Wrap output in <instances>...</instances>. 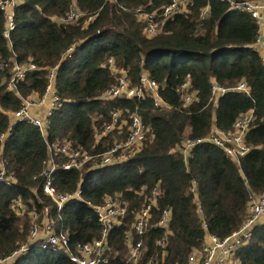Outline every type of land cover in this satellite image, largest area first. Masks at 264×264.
<instances>
[{"label": "trees", "instance_id": "1", "mask_svg": "<svg viewBox=\"0 0 264 264\" xmlns=\"http://www.w3.org/2000/svg\"><path fill=\"white\" fill-rule=\"evenodd\" d=\"M239 1L184 0V12L162 21L161 32L152 38L143 34L135 10L160 15L172 0H23L14 12L10 40L3 36L0 11V156L6 173L16 180L12 186L0 185V260L29 243L28 216H17L12 207L18 199L27 214L34 212L40 219L48 208L55 231L66 235L73 247L100 238L92 207L106 197H120L128 209L110 234L113 264H131L126 262L125 234L148 199L154 204L146 233L134 237L143 243L135 264H189L207 236L224 239L241 228L252 198L264 194V64L262 51L252 46L258 38L255 21L231 8V2ZM73 5L80 16L69 20ZM108 59L126 74L131 87L139 86L142 74L157 83L167 107L155 108L149 96L99 101L115 84L105 65ZM29 63L36 69L8 89L15 65ZM53 69L60 106L49 119L44 140L38 128L13 123L11 116L23 101L43 99ZM186 82L195 99L188 107L179 93ZM240 83L248 95L229 91L213 101V84L234 89ZM113 110L126 118L139 114L148 129L146 140L126 162L96 171L63 170L65 161L57 157L59 169L51 177L56 198L79 193V199L69 200L58 213L43 190L47 144H69L98 160L114 146L111 136L96 142ZM249 113L248 152L239 165L208 142L183 155L184 139L211 138L214 129L229 132ZM125 133L119 136L122 140ZM166 211V228L158 227ZM56 255L52 248L38 247L15 264H73ZM227 264H264V224L254 228Z\"/></svg>", "mask_w": 264, "mask_h": 264}, {"label": "built area", "instance_id": "2", "mask_svg": "<svg viewBox=\"0 0 264 264\" xmlns=\"http://www.w3.org/2000/svg\"><path fill=\"white\" fill-rule=\"evenodd\" d=\"M23 0H0V11L4 18V31L3 36L10 40V33L15 29L14 24V12L21 5ZM231 8L239 13L248 14L255 21L258 27L257 41L252 45L255 49L262 51L261 61L264 64V0H242L236 3L231 2ZM180 0H172L171 4L163 7L161 14L156 15H142L141 10H136L137 14H141L149 25L147 26L148 34H154L155 25L151 20L160 18L159 24L162 25V21L174 18L177 14L182 12L180 10ZM207 13V9L203 11V15ZM80 15L75 12H70L67 18L69 20L77 19ZM64 21V20H61ZM148 38H150L148 36ZM258 47V48H256ZM71 50V49H70ZM69 50V53L72 51ZM111 73V76L115 80V84L107 89L100 97L99 101L108 102L115 99H126L142 101L146 96L152 100L155 108L167 107L159 95V86L157 83L142 74L139 79V86L131 87L126 74L116 68L113 59H108L105 64ZM36 69L35 65L29 64H16L14 67V73L8 83V89H13L14 84L22 80L26 73ZM54 72L51 70L48 75L49 84L47 86L46 95L42 100H38L35 104L45 103V97L50 94L49 104L44 116H37L32 113L34 105L29 100H25L22 103V107L16 113L11 116L12 122L23 121L31 124L39 129L41 136L45 140L46 133L49 127V119L52 114L60 106V101L56 96V90L54 86ZM229 91L243 92L248 95V89L244 83H240L234 89H226L217 84H213L211 87V95L214 102L218 98L226 95ZM181 99L185 107L191 105L195 101L194 95L189 92V83L186 82L179 89ZM123 113L119 110H113L110 113L109 123H104L100 133L97 135L96 142L100 139L107 137L108 135H121L122 131L126 130L124 141L120 143H114V146L106 152L99 155V159L89 155L81 148L72 149L69 144H47L49 151V158L46 162V169L44 176L46 181L43 187L44 193L48 195L55 203L57 212L59 213L63 205L72 199H79V193H75L73 196L56 198L54 190L51 185V177L54 172L59 169L57 157L62 158L65 162L61 166L63 170H87L96 171L103 169L111 165H120L126 162L129 158L133 157L142 147L143 142L147 137V126L143 122L141 116L136 112L128 116V120L123 121ZM252 116L251 113L241 116L235 121L231 131L221 132L217 129L213 130L211 138L198 139L190 141L184 139L183 155L187 156L190 149L195 148L205 142L214 145L221 151H223L227 158L233 163L239 165L240 158H243L248 152V146L245 144V137L249 131ZM126 127V128H124ZM124 128V129H123ZM3 138V137H1ZM4 161L0 156V185L12 186L15 185L16 180L12 175H8L4 168ZM191 191L195 193V186L191 188ZM156 191L153 192L152 197L156 195ZM154 200L149 201V204L143 205V207L134 213L133 222L129 229L126 231L125 246L127 247V263L135 264L141 256V248L143 243L141 240L136 241L134 237L141 238L146 233L147 226L150 223V208L154 204ZM13 209L16 215H20L23 209V203L21 200H16L13 204ZM128 204L121 200L120 197H106L100 206L92 207V211L97 216L101 233L100 238L86 244H77L73 247L69 244V239L62 233H57L55 221L48 216V208L44 209V217L41 219L42 225L39 227L36 224L30 226L28 244L22 245L16 252L0 260V264H15L16 261L24 258L33 249L41 247L42 249L52 248L56 250V253L60 257L66 258L73 264H113L110 259L109 238L111 231L114 227H118L122 224L124 218L127 215ZM249 217L241 226V228L224 239H218L212 236H207L202 246V249L198 253H193L189 259V264H227L236 253V251L247 244L252 236V232L258 225L264 224V194L252 198L248 207ZM33 215H37L32 212ZM170 218V212H163L158 227L166 228L167 222ZM166 238H163L158 242L160 248H164Z\"/></svg>", "mask_w": 264, "mask_h": 264}, {"label": "rangeland", "instance_id": "3", "mask_svg": "<svg viewBox=\"0 0 264 264\" xmlns=\"http://www.w3.org/2000/svg\"><path fill=\"white\" fill-rule=\"evenodd\" d=\"M180 10L182 11V12H184V0H180ZM70 12H75V13H77V14H79V12H77V10H76V8H75V6L73 5V8L71 9V11ZM135 13H136V10H135ZM136 19L138 20V22H140L141 24L143 23V25H144V29H143V34L146 36V37H150V38H152V37H155L156 35H158L160 32H161V27H162V25L161 24H159V19L158 18H156V19H154V20H151V22H152V24L153 25H155V28H154V34H148V31H147V26L149 25V21H147V19H145L143 16H139L137 13H136ZM256 48H258V47H256ZM117 69H119L118 67H116ZM120 70V69H119ZM49 97H50V94H48L47 95V97H45V103H43V104H40V106H36L35 104L38 102V100L37 99H35V98H31V99H29V102L32 104V105H34V108H37V107H39V108H41L40 109V111H38L40 114H44L46 111H47V109H46V105L48 104V101H49ZM164 108H166V107H164ZM124 117V116H123ZM127 119L128 118H126V117H124L123 118V121H127ZM124 128H126V127H124ZM123 128V129H124ZM95 130H97V129H95ZM125 131L123 130L121 133L123 134ZM121 134V135H122ZM126 134V133H125ZM120 135V136H121ZM109 136H111V137H109ZM107 137H109V139L110 140H114V143H120V142H122V141H124V140H122L121 139V137H119V135H115V134H112V135H108ZM253 198H256V197H253ZM153 199H148L147 201H152ZM26 213V215L28 216V221H29V226H33V224H36V225H38L39 227L42 225V222H41V219H40V217H39V215H33L32 214V212L31 213H28L27 214V212H26V209H25V207H24V204H23V209H22V212H21V214L20 215H18L19 217H21V216H23V214H25ZM41 228V227H40ZM57 257H60V255L59 254H57L56 255Z\"/></svg>", "mask_w": 264, "mask_h": 264}, {"label": "crops", "instance_id": "4", "mask_svg": "<svg viewBox=\"0 0 264 264\" xmlns=\"http://www.w3.org/2000/svg\"><path fill=\"white\" fill-rule=\"evenodd\" d=\"M31 98H36V96H33V97H31ZM48 104H49V102H48ZM48 104L46 105V109H47V107H48ZM40 109H41V108H39V107H37V108H33V109H32V113H35L37 116H40V117L44 116L46 112H45L44 114H40V113L38 112V111H40ZM205 240H208V238L206 237Z\"/></svg>", "mask_w": 264, "mask_h": 264}]
</instances>
